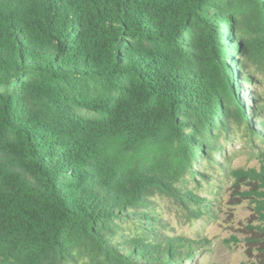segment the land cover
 I'll return each instance as SVG.
<instances>
[{"label": "trees", "instance_id": "16d2710c", "mask_svg": "<svg viewBox=\"0 0 264 264\" xmlns=\"http://www.w3.org/2000/svg\"><path fill=\"white\" fill-rule=\"evenodd\" d=\"M244 44L264 60V0H0V157L15 168L0 163V264H68L90 243L109 264H164L120 246L147 236L130 218L198 149L223 155L224 106L264 136L239 98Z\"/></svg>", "mask_w": 264, "mask_h": 264}, {"label": "rangeland", "instance_id": "374dc122", "mask_svg": "<svg viewBox=\"0 0 264 264\" xmlns=\"http://www.w3.org/2000/svg\"><path fill=\"white\" fill-rule=\"evenodd\" d=\"M218 29L224 36L239 38L235 20L221 21ZM245 54L250 58L246 44L231 52L240 62ZM248 67L238 69L241 76L251 77L241 82V89L247 87L249 93L242 89L239 98L253 101L249 116L264 131V60L254 62L250 58ZM259 106L261 110L255 112L253 109ZM224 107L228 115V121L223 120L225 133L215 136L223 155L215 162L207 149L213 145L198 149V158L192 160L196 164L177 179L174 192L170 187L166 194L157 192L151 199V213L130 218L131 226H142L147 236L123 240L120 246L133 248L137 255L158 254L164 264H264V136L255 132L257 127L248 121L243 107L245 117L240 124L232 109ZM181 120L185 123L183 135L201 139L197 118L187 114ZM0 163L15 170L5 156L0 157ZM178 188H184L186 194L181 196ZM165 239L170 244L161 248ZM79 251L80 256L77 252L68 264H96L95 260L97 264H109L97 245L86 244ZM181 253H185L182 258Z\"/></svg>", "mask_w": 264, "mask_h": 264}]
</instances>
